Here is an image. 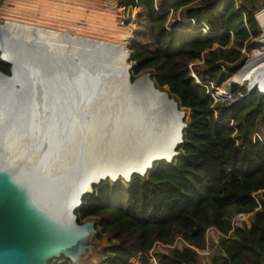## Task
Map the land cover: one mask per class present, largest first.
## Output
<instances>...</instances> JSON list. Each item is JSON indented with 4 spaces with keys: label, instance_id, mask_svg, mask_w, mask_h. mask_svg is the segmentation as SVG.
I'll use <instances>...</instances> for the list:
<instances>
[{
    "label": "trees",
    "instance_id": "trees-1",
    "mask_svg": "<svg viewBox=\"0 0 264 264\" xmlns=\"http://www.w3.org/2000/svg\"><path fill=\"white\" fill-rule=\"evenodd\" d=\"M119 4L144 10L154 44L151 48L137 39L129 44L130 79L149 71L155 86L185 112L187 126L179 155L171 162H154L145 175L133 174L127 182L103 180L82 196L75 210L78 222L94 218L97 238L110 243L100 264H153L147 254L154 243L169 244L176 236L189 246L153 253L156 264H205L191 247L205 249L209 227L222 234L218 246L225 257L210 254L206 264H264V199L259 208L251 199V193L264 190V139L253 137L264 130V94L256 87L247 92L239 71L245 61L241 50L253 47L252 40L261 34L254 0ZM261 11L256 18L264 27ZM201 58L202 65L197 64ZM189 64L200 84L191 77ZM0 71L9 74V64L1 59ZM238 71L231 90L235 96L241 85L244 96L228 105L218 103L216 120L207 88ZM238 214H249L248 221L232 228L231 219ZM63 260L48 264H67Z\"/></svg>",
    "mask_w": 264,
    "mask_h": 264
},
{
    "label": "water",
    "instance_id": "water-1",
    "mask_svg": "<svg viewBox=\"0 0 264 264\" xmlns=\"http://www.w3.org/2000/svg\"><path fill=\"white\" fill-rule=\"evenodd\" d=\"M254 18L256 20L255 16ZM259 27L262 30L260 25ZM260 36L256 42H260L257 41ZM128 58L129 53L126 52V59ZM0 59L9 64V74L0 71V106H9L8 114L1 117V120H4L2 125L7 124L10 116L15 113H20L23 118L25 108V130L27 133H37L32 145L22 157L8 154L0 137V264H48L50 260L60 257L70 264H100L105 259L103 250L107 246L101 249L97 245L101 239L97 238L95 221L78 222L75 210L81 205L82 196L91 193L93 185L103 180L127 182L133 174L145 175L154 162H171L179 155L177 146L183 142L182 131L187 126L185 112L178 108L177 102L165 90L155 86L150 72L142 73L131 80L128 65L123 70L125 84L119 95L112 93L113 97L107 104V109L119 116L127 129L131 126L134 130L138 118H143L140 107L135 102L140 98L137 94L144 86L150 95L158 97L155 92L161 93V98H158L163 99L164 110L176 117L173 139L168 146L149 154L143 162L133 165L127 162L122 170L96 168L95 171L84 175L80 183L71 185L70 173L75 171L78 164L87 162L86 158L77 157L78 149L83 148L92 138L96 141L103 138L101 142L108 151L115 137L126 133L105 125L104 114L99 113L103 108V99L96 101L91 107H97L98 113L95 114L92 109L86 110L89 107L88 100L93 99L87 98L88 100L84 101L81 85H73L70 81L65 82L66 94L69 96L67 114L63 112L54 115L56 107L50 106L52 111L46 116V111L41 112V102L46 99L47 94L49 103L56 102L53 93L57 90L54 87L47 88L45 72L44 82L38 78L46 62L37 64L26 59L12 63L3 58L2 50ZM69 66V72L71 71L75 78L80 74L84 75L74 62H70ZM96 69H99L98 66ZM261 72L259 74L264 75V72ZM109 73H106L104 78H108ZM22 74L38 78L39 85H20L18 79L23 77ZM54 74H57V71ZM90 75L92 74L88 73V76ZM64 78L65 76L59 77L58 83L55 82L54 85L59 86ZM91 84L94 85L92 81ZM259 84V79H248L247 90L256 87L264 94V89H261ZM73 94H76L77 100H74ZM20 115L15 121L20 119ZM49 115L54 116V121L48 122ZM21 124L20 128L25 126ZM143 129L140 126L138 130L141 132ZM105 239L109 245L107 238Z\"/></svg>",
    "mask_w": 264,
    "mask_h": 264
},
{
    "label": "bare ground",
    "instance_id": "bare-ground-1",
    "mask_svg": "<svg viewBox=\"0 0 264 264\" xmlns=\"http://www.w3.org/2000/svg\"><path fill=\"white\" fill-rule=\"evenodd\" d=\"M29 1L36 2L40 7L32 8V2ZM3 5L0 13L1 21L6 23L5 26L0 25V50L3 51V58L12 63L26 59H30L31 63L34 61L37 64L43 61L46 62L44 63L45 67L38 74V78L44 82L43 72H45L47 88L54 87L57 89L53 93V98L56 102L49 103L48 94L46 99L44 98L42 102L40 101L41 112L45 113L46 111L47 116V113L49 114L52 111L50 107L52 106L56 107L54 115L63 112L67 114L69 96L66 94L65 82L70 81L73 85H81L84 101L88 100L87 98L93 99L88 100L87 106L89 107L83 106V108H86V110L92 109L96 114L98 113V108L91 107L96 101L103 99L101 104V108H103L99 113L104 114L105 125H109L110 129L113 127L115 131L126 133L115 137L108 151L104 149V145L101 142L103 138L99 141L92 138L83 148L78 149L77 157H84L87 162L78 164L74 169L75 171L70 173L71 185L80 183L84 175L95 171L96 168L122 170L127 162H131V165L143 162L147 160L149 154L155 150H161L170 144L174 136L172 132H174L173 125L176 117L168 110H164L163 99H160L161 93L155 92L160 98L150 95L147 87L144 86L143 90L137 94L140 98H137L135 102L139 105L143 118H138L137 127L134 130L131 126H128L127 129L126 124L120 120V117L114 113L112 114L107 109V104L110 103L113 97L112 93L119 95L123 84H125L123 70L126 68V57L121 53L120 49H115L112 42H122L126 39L127 34L117 30L119 27H115L111 28L109 32L106 31L109 34L103 36L104 39L97 38L95 40L93 37L90 38L91 34L88 35L90 32L88 30H82L81 36L77 38L79 35L76 36L74 27V15L76 16L74 12L77 9L83 11V13L86 12L85 14H90L91 10L97 9L96 14H98L103 12L101 11L102 9H106V3L99 0H6ZM23 12L26 14H23ZM69 17L71 18L69 19ZM99 19L102 20V23L99 24H106L105 19L108 21V17L105 14L99 16ZM93 32L96 31L93 30ZM94 41H101L102 43L98 44V42ZM98 45L105 46L100 47ZM95 49L100 51L96 52ZM70 62H74L79 67V70L84 72V75L80 74L75 78L73 73L69 72ZM97 66L99 69H96ZM259 66L250 67L248 74L251 81L259 79L260 88L264 89V75L262 78L256 76L253 79L252 77L254 69L259 68ZM64 68L66 71H64ZM55 71H57V74H54ZM88 73L92 75L88 76ZM106 73H109L108 78H104ZM61 76H65L64 80L59 83V86H55L54 83ZM82 76L85 77L80 80ZM91 76H93L92 80ZM38 78L24 75L22 78L20 76L18 82L20 85L31 87L35 83L39 85ZM91 81L94 85L91 84ZM73 95L74 100H77L76 94ZM117 97L119 98V96ZM4 105L0 106V137L3 140V148L12 156L22 157L28 147L32 145L37 133L35 131L33 134L27 133L25 130L27 126L26 122L24 123L27 117L25 108L23 118H21L20 113H15L10 116L7 124L4 123L2 125L4 120H1V117L8 114L9 110V106L5 108ZM39 108L38 101L37 109ZM107 114L110 115L107 116ZM19 115L20 119L15 121V118H18ZM47 120L48 122L54 121V116L49 115ZM21 123L25 124L22 128H20L22 126ZM146 125L148 126L146 127ZM140 126L144 128L141 132L138 130Z\"/></svg>",
    "mask_w": 264,
    "mask_h": 264
},
{
    "label": "rangeland",
    "instance_id": "rangeland-1",
    "mask_svg": "<svg viewBox=\"0 0 264 264\" xmlns=\"http://www.w3.org/2000/svg\"><path fill=\"white\" fill-rule=\"evenodd\" d=\"M1 1L2 2L0 3V13H1V10L3 9V6H4L3 4L6 0H1ZM99 1L107 4L106 9L101 10V11H103L102 13L96 14V12L98 11L97 9H94V11L91 10V12H90L91 15L89 13L85 14L86 12L83 13V11H79L78 9L74 12V14L76 13V16L74 15V17H75L74 27L76 29L75 33H76V36L79 35L77 38H79L81 36L82 30H88V31H90L88 35L91 34L90 38L93 37L95 40L97 38L104 39L103 36H106L107 34H109L106 31L109 32V30H111V28L119 27L117 30H121L122 32H125L127 34V37L130 36V38L127 39V37H126V39H124L122 42L116 41V42H112V44L115 47V49H120L121 53L124 54L125 57H126V55H125L126 52L129 53V57H130L131 52L129 49V44L135 39L141 41L144 44H147L151 48L154 47V44L152 42V37H151V25L148 22V20L144 17V10H142L139 7H127V8H125L123 5L119 4L120 0H99ZM29 2H32L31 6L34 9H36V7L37 8L40 7V5H38L34 1H29ZM254 2L256 5V8H257L256 11L254 12V16L256 17V14L258 13V11L264 7V0H254ZM15 10H16V8H15ZM23 14H26V13L23 12ZM104 14L108 17V21H106V19H105L106 24H99V23H102V20L99 19V16H102ZM68 16H70V15L68 14ZM177 16L180 17V14L178 13ZM262 16L264 17V11L262 12ZM70 18L71 17H69V19ZM169 18H168V20H169ZM51 20H53V18H51ZM256 21L262 27V30L260 27L259 28H260L261 33H263V38H262L263 40H260L261 36H262L260 34L261 35V36L259 35L260 39L257 40L260 42H256V39L258 38L257 37L256 39L252 40V43H254L253 47H251L247 50H244V49L241 50L244 57H245L244 65H243V67L240 68V69H242L241 76L243 78H245L247 81H248V79H250V75L248 74L249 68L253 67V66L255 67L257 65L258 66L262 65V66H259V68L254 69V75L253 76H254V78H256V76H259L260 78L263 77V75L259 74V73L264 70V27H263V25H261L259 23L257 18H256ZM97 23H98V26H97ZM0 25H3V26L6 25V23L4 21H1V14H0ZM93 30H95L96 32H93ZM94 42H98V44L102 43L101 41H94ZM103 43H105V42H103ZM98 46L102 47L105 45H98ZM95 51L99 52L100 50L95 49ZM125 61H126L125 66L127 67L129 65L131 68L133 63L127 59ZM197 64L202 65V63H197ZM191 69H192V67H191ZM147 72H149V71H147V70L140 71L138 74H136L134 76V79L139 77L142 73H147ZM237 73H239V71L235 72V73H229V75H228V77L224 83H222L220 85H217V84L212 85L209 88H207L206 92L209 95H211V97H212V95L216 96V92H219V98L217 99V101L214 104L212 103L213 107H214L213 113L216 112L215 113L216 117H219V115H220L219 111L217 112L215 110V106L218 103H221V104L227 103V105H228L233 101H236L238 99L243 98V96H244L242 91H240L241 85H239L237 88V92L235 95L237 97H235L233 95L234 92H232V90H231L232 82L238 80ZM221 88H223V89L220 92L219 90H221ZM246 90H247V86H246ZM247 92H248V90H247ZM228 95L230 96L229 99H228ZM230 123L234 125V122H232L231 119H230ZM257 134L259 135V137L261 139H263L264 130L260 129L257 132ZM262 197L264 199V194L262 195ZM258 199H259V197H258ZM86 220H93L94 221V218H88ZM242 220L243 219L238 220L239 223ZM209 236H210V238L213 239L212 242L211 241L209 242V246H213V245L218 244L219 235H216L212 231L209 233ZM97 245L100 246L101 249H103L105 246H107V247L110 246V244L108 245L105 237L101 238V240L99 241V243H97ZM166 251H167L166 247H164L161 244H156L154 247L153 253L166 252ZM216 251L217 250H215L212 254H214V253L217 254ZM201 254L202 255H199L201 258V261H202V263L206 264L209 261V255H203V253H201ZM64 262H66L67 264H70L67 261H64ZM135 263H137V262L135 261Z\"/></svg>",
    "mask_w": 264,
    "mask_h": 264
},
{
    "label": "built area",
    "instance_id": "built-area-1",
    "mask_svg": "<svg viewBox=\"0 0 264 264\" xmlns=\"http://www.w3.org/2000/svg\"><path fill=\"white\" fill-rule=\"evenodd\" d=\"M202 31L204 32V34H206V35H208V33H209V30H208V28L207 27H204V28H202ZM196 63H203V59L201 58V59H199V60H197L196 61ZM193 64V63H192ZM192 64H189V69H190V75H191V77L192 78H194L195 80H197V78H196V76H195V74H194V72H193V70L191 69V65ZM197 82L200 84V82L197 80ZM213 84L211 83V86H212ZM220 91V90H219ZM212 99H213V104L217 101V99L219 98V92H216V96H213L212 95ZM230 98V96L228 95V99ZM212 104V105H213ZM213 112H214V110H213ZM216 113V112H215ZM214 113V118L216 119V120H218V117H216V114ZM232 121V120H231ZM233 122V121H232ZM231 124V123H230ZM231 126H233V124H231ZM253 137H255V138H258L260 141H263V139H261L260 137H259V135L257 134V132L256 133H254V136ZM264 194V190H259V191H256V192H253V193H251V199L258 205V207L257 208H259L260 207V201L263 199V197H262V195ZM258 197H259V199H258ZM248 216H249V214L248 215H243V214H238V215H235V216H233L232 217V219H231V226H232V228L233 227H235V226H239L240 225V223H239V221L238 220H241V219H243L242 221H248ZM214 232L216 235H222L217 229H215L214 227H209L207 230H206V232H205V241H206V247H205V249H203V250H199V249H196V248H194V247H191V248H193L195 251H196V253L198 254V255H202L201 253H203V255H210V254H212L215 250H217L216 252H219L220 253V255L222 256V257H225V253L222 251V249L218 246V244H216V245H213V246H209V238H210V236H209V233L210 232ZM231 232V230L229 231V233ZM227 237V236H226ZM156 244H161V245H163L164 247H168V248H182V247H184V246H189L187 243H186V241H184V239L181 237V236H176L175 238H174V240L171 242V243H169V244H162V243H160V242H155L154 243V245H153V247H152V249L148 252V254H147V257L150 259V261L153 263V264H156V261H155V258H154V254H153V250H154V247H155V245Z\"/></svg>",
    "mask_w": 264,
    "mask_h": 264
},
{
    "label": "crops",
    "instance_id": "crops-1",
    "mask_svg": "<svg viewBox=\"0 0 264 264\" xmlns=\"http://www.w3.org/2000/svg\"><path fill=\"white\" fill-rule=\"evenodd\" d=\"M261 9H263V10H264V7H263V8H261Z\"/></svg>",
    "mask_w": 264,
    "mask_h": 264
}]
</instances>
